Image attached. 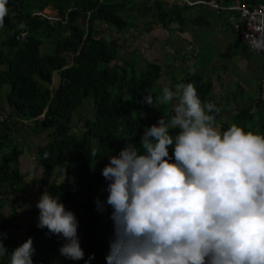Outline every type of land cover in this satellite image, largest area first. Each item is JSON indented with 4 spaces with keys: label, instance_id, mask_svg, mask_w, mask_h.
Here are the masks:
<instances>
[{
    "label": "trees",
    "instance_id": "trees-1",
    "mask_svg": "<svg viewBox=\"0 0 264 264\" xmlns=\"http://www.w3.org/2000/svg\"><path fill=\"white\" fill-rule=\"evenodd\" d=\"M163 5L161 0H155L147 10L138 6L133 26L121 16L128 6L121 0H9L10 11L4 18V28L0 29V100L3 88L8 86L5 102L15 113L13 122L2 125L12 134L13 124L19 123L26 130L21 119H32V133H47L46 141L36 151L42 169L38 183L50 194L59 195L65 207L74 212L79 221L84 259L95 253L91 264H106L105 257L114 238L113 221L109 218L111 209L99 212L94 203L97 197L105 200L107 196L103 191L107 181L101 170L109 163L108 156L116 155L128 141H139L144 126L154 124H148L145 115L156 113L170 119L174 103L157 101L159 109L148 112L149 106L142 103L143 96L162 95L166 84L163 87L160 84L158 89L155 86L162 79L163 67L150 61V48L142 47L140 42L132 46L133 42L125 44L129 42L126 41L121 49L116 38L97 37L96 25H105L103 31L107 34L111 28L118 35L126 34L130 41L135 36L132 30L140 29L142 33L137 36L140 39L143 29L137 28L140 25L137 21L145 27L147 20H155L152 10L159 14V21L167 17ZM47 7L56 13L57 21L50 22V17L40 16ZM21 22L26 24L25 29L18 27ZM25 32L22 41L20 37ZM123 51L126 56L122 55ZM56 74L58 85L50 89ZM180 80L170 87L192 82L201 101L211 102L206 101L211 83L201 75L190 73ZM89 100L93 118L84 121L82 130L75 131L73 117ZM213 103L220 108L215 113V126L219 130L235 123L246 132L264 134V118L258 115L264 108L260 99L254 102L255 106L246 108H239L233 99L223 105ZM223 114L228 115L224 121ZM171 131L175 133L177 129ZM7 144L8 134L0 135V150ZM93 151L97 153L95 158L91 156ZM22 154L15 145L4 155L0 189L7 185L13 194L21 193L18 187L25 176L10 164L18 163ZM99 163L101 168L97 166ZM62 166V181L50 182ZM38 211L32 207L19 213L10 205L9 215L0 221V232L8 233L4 244L9 249L6 256L0 257V264H10L12 249L29 237L35 248L34 264H84V260H67L60 255L58 249L64 241L60 236L46 235V228L37 227ZM26 215L31 216L27 226L17 225L16 221Z\"/></svg>",
    "mask_w": 264,
    "mask_h": 264
},
{
    "label": "clouds",
    "instance_id": "clouds-1",
    "mask_svg": "<svg viewBox=\"0 0 264 264\" xmlns=\"http://www.w3.org/2000/svg\"><path fill=\"white\" fill-rule=\"evenodd\" d=\"M8 2L0 0V29ZM246 37L264 51V27ZM157 101L174 102L171 118L144 126L139 141L126 142L101 170L107 196L94 203L99 212L111 209L114 230L106 264H264V134L235 123L219 130L220 108L203 103L192 82L146 94L142 103L159 109ZM36 208L37 227L62 237L60 255L91 264L95 253L84 259L79 221L60 196L44 191ZM7 238L0 232V257L8 254ZM34 253L29 237L12 249L10 264H34Z\"/></svg>",
    "mask_w": 264,
    "mask_h": 264
},
{
    "label": "crops",
    "instance_id": "crops-1",
    "mask_svg": "<svg viewBox=\"0 0 264 264\" xmlns=\"http://www.w3.org/2000/svg\"><path fill=\"white\" fill-rule=\"evenodd\" d=\"M154 1L151 0L148 5L152 6ZM161 1L164 3L162 11L167 17L159 21V14L157 16L154 10H149L155 20H147L145 27L141 24L143 38L137 37L142 33L140 29L132 30L135 34L132 41L128 40L126 34L119 35L116 38L120 48L126 41L129 42L125 44L133 42L134 46L137 41L142 47L150 48V61L156 63L160 60L162 63L161 80L166 84L164 87L171 86L170 79L175 78L174 75L178 79L171 81L173 83L194 73L211 83L206 101L223 105L233 99L238 107L255 106L254 98L260 95L259 84L264 77V55L250 51L232 31L227 10L219 13L213 10L207 3L215 0ZM241 2L257 5L264 3V0H224L223 6ZM147 6L146 10L149 8ZM161 46H166L164 52L157 49ZM122 55L126 56L124 51ZM262 110L263 106L258 115L264 118Z\"/></svg>",
    "mask_w": 264,
    "mask_h": 264
},
{
    "label": "rangeland",
    "instance_id": "rangeland-1",
    "mask_svg": "<svg viewBox=\"0 0 264 264\" xmlns=\"http://www.w3.org/2000/svg\"><path fill=\"white\" fill-rule=\"evenodd\" d=\"M125 1L127 6V10L121 13L122 18L130 22L131 25L136 24L137 17L135 16L138 6L143 7L146 9V6L150 4L151 0H121ZM118 2V0H116ZM48 16V17H56V13L51 10V7H47L45 10H43L40 14ZM55 20H50V22L56 21ZM105 26V25H104ZM100 25H96V33L97 37L106 35L110 36V38H113L114 35L111 33H114L113 30L109 29V34H107L106 30L103 31V27ZM138 27H142L141 25H138ZM105 28V27H104ZM170 29V27H168ZM133 29V28H132ZM129 31V29L127 30ZM44 51L47 50V46L44 45ZM160 51H163V49H166V46H161L160 48H157ZM153 50V49H151ZM164 52V51H163ZM158 65H162L160 63V60L156 62ZM175 78L170 79V83L172 84L173 80L178 79L177 75H174ZM58 75H54L51 84L49 85L50 89H55L58 85ZM253 82V80H252ZM163 87L165 85L162 80H160L157 85L155 86L156 89ZM252 89V88H251ZM253 90V89H252ZM8 91V86H5L3 88L2 92V97L0 100V111L2 117H6L8 122H13L12 117L15 116L14 110L7 105L5 102V97L4 95ZM174 104V103H173ZM240 108V106H239ZM157 110V108L148 107V112L151 110ZM149 114V113H148ZM156 113H150L149 116L145 115L146 121L148 124L151 123H156L157 120L160 118ZM223 121L227 119V114H223L222 116ZM93 118V112H92V102L89 100L86 102L83 106L82 109L77 111V114L74 115L72 124L75 127V131L82 130L83 123L87 119H92ZM22 125L25 124L24 127H20V124H13L12 128L14 132L11 134L8 132V128L6 125H2L0 122V135H5L8 134V140L9 144L5 145L2 147L0 150V166L2 165L3 162V157L4 155H7L11 150L15 147L21 149L23 151V154L20 156L18 163H12L10 164L11 168H17L19 169V172L25 176L23 183L18 187L21 189L20 194H13L12 189L10 187L2 186L0 189V221L5 219L9 213H10V205H13L19 213H22L24 211H27L28 209L32 207H36V202L39 200L41 197L42 193L45 191V188H43L41 184H39V180L42 178V169L39 167L38 164V158L36 155V151L38 146H41L44 144V141H46V136L47 133H39V134H34L30 131V129L34 126L32 119H21ZM11 126V125H10ZM218 128V127H217ZM219 129V128H218ZM98 168H101L102 163H99ZM64 177V166L62 168L60 167L54 172V176L49 180L54 181L56 183H60ZM31 221V216L26 215L20 217L17 221V225H21L22 227L27 226V224ZM12 235V234H11Z\"/></svg>",
    "mask_w": 264,
    "mask_h": 264
},
{
    "label": "built area",
    "instance_id": "built-area-1",
    "mask_svg": "<svg viewBox=\"0 0 264 264\" xmlns=\"http://www.w3.org/2000/svg\"><path fill=\"white\" fill-rule=\"evenodd\" d=\"M223 2L224 0H215L209 2L208 5L218 13L226 9L229 13L228 21L233 31L246 43L250 51L258 55H264V51L252 49L246 37V34H255L257 28L264 27V3L258 5H248L244 2L231 3L226 7L223 6ZM260 89V97L264 100V79L260 82ZM0 122L4 123L8 120L6 117L0 116Z\"/></svg>",
    "mask_w": 264,
    "mask_h": 264
}]
</instances>
